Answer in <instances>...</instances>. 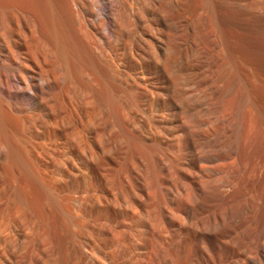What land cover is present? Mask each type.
<instances>
[{"label":"rangeland","instance_id":"1","mask_svg":"<svg viewBox=\"0 0 264 264\" xmlns=\"http://www.w3.org/2000/svg\"><path fill=\"white\" fill-rule=\"evenodd\" d=\"M110 2L108 69L79 6L0 0V51L43 28L60 65L45 109L0 83V264H264V49L235 46L205 0L94 9ZM14 59L16 89L34 70Z\"/></svg>","mask_w":264,"mask_h":264},{"label":"bare ground","instance_id":"2","mask_svg":"<svg viewBox=\"0 0 264 264\" xmlns=\"http://www.w3.org/2000/svg\"><path fill=\"white\" fill-rule=\"evenodd\" d=\"M94 1L95 0L90 2L87 6L85 5V8L81 2L78 4L77 0H69L68 5H70L71 8L79 6L83 10L84 15L76 10L74 11L76 14V17L74 18V22L77 26V28H74L77 33L76 35H78V37L92 50V52H96V54L102 58L103 64L109 69L114 64L113 53L115 45L113 46L114 43L110 42L108 36L112 37V39L117 37V30L115 28L116 21L113 17L115 15V10L111 2L109 3L106 13L101 10H95L94 7H96V4L93 3ZM205 1L207 2V10H209L215 18L222 33L232 39L235 46L240 47L243 45L252 50L264 49V0ZM237 3H240L239 6L244 8L249 15H254L260 18V21L258 20L255 26L248 25L245 20L241 19V14L232 9L231 5ZM125 5L128 9L130 8L128 3H125ZM87 17L94 18V28H80L82 22L85 21ZM253 27L255 29H251ZM37 29L39 30V28H17L13 29L11 32V40L18 48L16 56L21 58L23 62L32 65L34 70L33 76L26 79L23 75L24 73L21 70V72H18L17 69V73L15 75L17 79V86L16 89L12 88L11 82L14 79L15 69L17 68V65L15 66L14 59L16 56H7V51L5 53L6 47L2 43L0 51V65L4 66L6 71L4 70L5 73L2 76L0 75V83L4 85L7 97L20 96L21 98L24 97L28 100H32L39 96V102L43 104L45 109L47 108L45 107L46 103L43 102L46 97L44 96L45 91L42 86H45V88L47 87V91H50L51 84L55 85V76L60 73V65L55 45L52 43L50 44V42L48 44V41L43 39L44 34L43 38L42 35L37 34L41 30L44 31L43 28H41L38 32ZM43 33L48 35L47 32ZM46 35L45 38L47 37ZM49 35L47 38L53 36L52 33L50 36ZM50 39L49 41H51ZM37 51H41L42 55L38 54ZM231 52L233 53L232 50ZM4 61L7 62V64L4 63ZM45 61L51 65L52 68L50 71H46L44 67H40Z\"/></svg>","mask_w":264,"mask_h":264}]
</instances>
